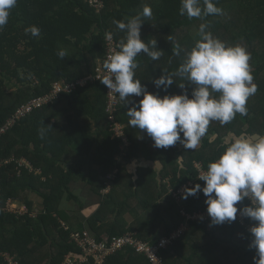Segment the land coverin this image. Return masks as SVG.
Masks as SVG:
<instances>
[{
    "label": "trees",
    "instance_id": "obj_1",
    "mask_svg": "<svg viewBox=\"0 0 264 264\" xmlns=\"http://www.w3.org/2000/svg\"><path fill=\"white\" fill-rule=\"evenodd\" d=\"M103 3V8L96 12L88 0H17L8 23L0 30V127L17 107L48 93L55 82L75 83L94 76L97 61L102 65L105 62V34L111 32L118 41L126 35L116 27L115 20L126 21L142 14L145 6L151 8V17H142L141 32L144 28L149 31L141 39L148 43L155 30L163 32L158 47L162 55L153 64L147 63L148 56L139 54L134 70V78L147 84L151 78L171 75L177 70L186 52L199 39V24L205 22L180 15V0H103ZM214 3L223 14L205 18L210 22L209 30L228 45H240L243 41L249 48L251 71L264 73V0H214ZM32 25L40 29L38 37L25 34V28ZM192 28L196 29L195 36L191 34ZM179 31L184 33L181 39L178 36L177 43L174 36ZM177 44L179 56L173 53ZM60 50L66 52V57L57 55ZM173 79L175 83L166 91L155 87L149 92L164 96L187 91L191 95L193 85L179 77ZM262 79L257 90L264 92V76ZM179 83H185V88L181 89ZM129 99L127 102L119 97L115 114L129 142L124 156L121 138L115 135L107 119L106 86L99 79H90L85 85L59 93L0 135V159L25 158L32 166L31 170L22 167L20 171L14 162L0 166V264H6L2 253L15 256L19 264H60L65 254L78 252L69 231L60 225L61 219L68 217L61 210L63 199L74 201L79 208L83 206L71 188L78 181L101 197L98 208L86 219L87 229L97 239L133 231L139 238L155 242L183 220L170 189L175 191L187 182L193 183L188 188L203 186L195 163L206 170L223 151L219 147L221 137L228 131L264 134L262 97L257 102L247 101V114H237L231 124L222 126L224 132L211 122L195 150L185 149L179 141L167 149L156 148L151 138H142L141 130L129 125L127 109L136 97ZM252 113L254 116L250 117ZM246 123L249 128L243 130ZM41 128L46 129L43 138L39 135ZM214 133L217 140L210 143L209 137ZM140 156L159 161L162 165L159 174L144 166L137 167L135 177L129 174L124 162ZM114 168L117 171L104 193L106 176ZM28 193L41 199V209L35 217L2 209L11 198L34 210ZM205 199L202 191L181 198L188 212L207 209ZM248 204L243 200L241 206ZM127 213L132 217L130 222L125 219ZM244 218L246 226L236 221L218 225L189 221L185 233L162 251L165 264H254L255 252L249 246L251 236L247 230L252 221ZM73 224L68 225L79 230L86 228ZM103 264L149 262L127 247L107 256Z\"/></svg>",
    "mask_w": 264,
    "mask_h": 264
},
{
    "label": "clouds",
    "instance_id": "obj_2",
    "mask_svg": "<svg viewBox=\"0 0 264 264\" xmlns=\"http://www.w3.org/2000/svg\"><path fill=\"white\" fill-rule=\"evenodd\" d=\"M180 15L189 19L198 18L197 39L194 46L185 54L183 62L171 75H161L153 80L156 88L167 90L179 77L193 85L191 95L187 91L180 94L160 96L149 92L135 79L138 67L136 58L143 53L151 60H158L162 51L153 39L146 43L141 39L143 18H150L151 8L145 6L142 14L115 20L116 27L126 33L119 41L118 50L113 51L104 62L108 73L100 82L120 99L132 97L141 99L128 108L129 125L138 128L153 140L154 147L167 149L178 141L185 149L195 150L208 132L211 122L226 125L237 114L246 115V103L257 91L249 65L250 54L242 45H228L215 37L206 17L222 15L223 10L216 6L214 0H180ZM17 0H0V30L8 23L11 10ZM34 37L40 35L35 26L25 28V34ZM112 40V33L105 34ZM173 53L180 55L177 44ZM60 58L66 57L64 50L58 51ZM181 89L185 83H179ZM45 128L39 130L44 137ZM217 140L214 133L209 142ZM219 147L223 149L217 159L210 162L198 179L204 184L186 187L181 193L182 199L194 196L202 191L207 206V214L212 225L232 222L237 218L238 202L247 198L250 203L239 209L242 217L252 221L248 231L251 239L249 246L254 249V264H264V134L227 133L220 138Z\"/></svg>",
    "mask_w": 264,
    "mask_h": 264
},
{
    "label": "built area",
    "instance_id": "obj_3",
    "mask_svg": "<svg viewBox=\"0 0 264 264\" xmlns=\"http://www.w3.org/2000/svg\"><path fill=\"white\" fill-rule=\"evenodd\" d=\"M88 4L92 7L96 12H99L103 8V0H88ZM111 33V32H110ZM105 44V60L109 55L113 53V51L118 50L119 41L116 40L114 35L112 34V40H107L106 37L104 38ZM108 73L104 69L103 65L97 61L96 73L94 76L89 78H83L77 80L75 83H62V82H55L52 86V89L45 93L44 95L33 97L27 102L21 104L16 110L12 113V115L8 118L5 124L0 127V135L4 133L9 127H11L16 120L30 114L35 109L42 107L44 104L51 102L55 99L59 93L63 91H69L71 87H75L76 85H85L90 79H102ZM119 104V97L118 94L110 92L106 88V113L107 119L111 124V127L118 137L121 138V155L124 156L125 152L124 149L128 145L127 136L124 134L122 124L116 121V112L118 110ZM14 162L17 165V170L20 171V168H28L29 170L32 169V166L29 161L25 158H5L0 159V166L4 164H8ZM195 166L198 168L199 174L204 171L201 168L199 163H195ZM117 171V168L109 173L106 176L105 181V189L103 192L106 193L110 186L111 182L114 178V175ZM199 176V175H198ZM192 182H187V184L181 185L175 191L170 189L172 197L174 201L178 205V211L181 217L183 218L182 222L178 225V227L174 228L171 232L166 235L161 236L157 241L150 242L148 240H143L139 238L135 232L129 231L125 232L121 235H115L112 237H104L102 239H97L95 234L91 232L87 228H83L81 230L77 228H72L64 221H60V225L64 230L69 231L70 239L76 246L78 252H69L64 255L63 260L60 264H103L105 258L111 254H114L117 251L123 250L124 248H130L144 256L149 264H165L162 251L172 245V243L177 240L180 236H182L188 227L189 221H205L209 222L210 217L207 214V210L198 209L193 212H188L183 207V203L181 200V193L187 186H192ZM0 199H1V186H0ZM244 200L250 201L245 198ZM1 203V202H0ZM241 202H238L237 208V218L236 222L239 224L246 226L245 218L239 214V209L242 207ZM2 209L6 212L13 213L16 215H25L28 214L31 217H35L38 213L37 210H29V208L24 203H20L15 199L8 198L2 207ZM229 223V222H226ZM250 226L247 225V230ZM4 261L6 264H19L18 259L9 254V253H2Z\"/></svg>",
    "mask_w": 264,
    "mask_h": 264
},
{
    "label": "crops",
    "instance_id": "obj_4",
    "mask_svg": "<svg viewBox=\"0 0 264 264\" xmlns=\"http://www.w3.org/2000/svg\"><path fill=\"white\" fill-rule=\"evenodd\" d=\"M147 82L148 84L144 82H141V84L145 86L146 89H148V91L151 90L153 92L155 90V85L153 83L152 78ZM140 99L141 97H136V99H133V103L130 107H132L133 104L137 103ZM139 133L142 136V138L144 139L148 138V140H150V137L147 135L146 132L139 131ZM142 143L146 144L144 140ZM124 164L129 174H131L134 177L136 176L135 172L137 167L144 166L146 168H151L155 172H158V174L162 169V165L159 161H149L147 159L142 158V156L134 157L128 162L125 161ZM158 178L159 176H157V179ZM166 181L167 179L164 180V182ZM71 188L72 191L79 197V200L82 202L83 206L79 208L78 205L74 203V201H72L73 203H71V200L69 201L67 199H63L61 202V210H63L65 212V215L68 217L61 220L67 222L68 224L74 223L73 225L75 226L77 225L84 227L86 226V219L98 208L101 197L100 195L91 191L89 186L82 181L73 182ZM28 199L32 202L33 209L40 211L41 199L35 193H28ZM17 201L20 203H24L19 200ZM125 219L127 222L131 221L128 219L127 214H125Z\"/></svg>",
    "mask_w": 264,
    "mask_h": 264
},
{
    "label": "rangeland",
    "instance_id": "obj_5",
    "mask_svg": "<svg viewBox=\"0 0 264 264\" xmlns=\"http://www.w3.org/2000/svg\"><path fill=\"white\" fill-rule=\"evenodd\" d=\"M195 28H192V30H191V34L192 35H194L195 36ZM141 31H142V29H141ZM148 32L149 30L148 29H146V28H144V32ZM151 31H153V29L151 30ZM182 31H184V30H182ZM144 32H141V35H143V33ZM155 32V36H152L151 37V39L153 40V39H156V41H157V48L159 47V46H161V40L159 39L160 38V34L162 33L163 34V32H161V33H158L156 30L154 31ZM184 32H178L175 36H174V39L177 41V43L179 42V39H178V36H179V38H180V36H181V34H183ZM197 38H199V36H197ZM181 39V38H180ZM239 43H241L240 45H242L243 47H245L246 48V50H247V52L249 53V48L248 47H246V46H244V43H243V41H241V42H239ZM180 45L182 46V48H184V50H185V46H184V44H181L180 43ZM255 48H257V47H255ZM155 62L157 63L158 62V60H156V61H153V60H149V61H147V63H153V64H155ZM251 74H252V76H253V83H255L254 82V80H255V78L257 79L256 80V82L257 83H255L256 84V86L258 87V85H259V83L261 84L262 82H263V79H262V77L264 76V73H259V72H256V70L255 69H253L252 71H251ZM262 86V85H261ZM264 87V85L262 86V88ZM262 97H264V92L260 89V91L259 90H257V92L254 94V95H252V96H250L249 98H248V102H250V103H253V102H257L258 100H260ZM263 103H264V100H263ZM259 110V109H258ZM259 112H260V110H259ZM254 116V114L252 113V114H250V117H253ZM256 118H257V116H255ZM232 122V121H231ZM231 124V123H230ZM213 125L214 126H217V127H221L222 128V131L224 132V131H226V129L224 130V127H222V125H220L219 124V122H217V121H213ZM249 128V124H245L244 126H243V130H247ZM228 131V130H227ZM230 131H228V133H229ZM71 203H73L72 201H71ZM127 217H128V219L129 220H132L131 219V217H130V214H128L127 213Z\"/></svg>",
    "mask_w": 264,
    "mask_h": 264
}]
</instances>
